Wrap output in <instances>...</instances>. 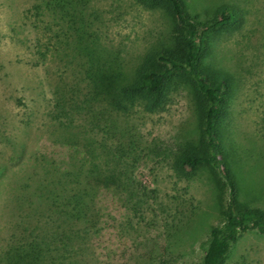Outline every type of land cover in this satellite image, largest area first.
I'll return each mask as SVG.
<instances>
[{"label":"rangeland","instance_id":"1","mask_svg":"<svg viewBox=\"0 0 264 264\" xmlns=\"http://www.w3.org/2000/svg\"><path fill=\"white\" fill-rule=\"evenodd\" d=\"M184 2L186 11L203 22L212 23L222 15L215 10L213 0ZM36 3L37 0H0V167L5 168L0 182L7 183L0 192V248L8 240L13 241L12 234L19 229L22 230L16 236L28 235L32 228L35 233L40 229L50 236L55 233L51 224L50 229H45V218L37 216L33 224L27 222L32 198L26 199L20 210L18 200H12L14 191L10 193L9 184L13 187L12 181L29 169V158L36 150L57 153L51 167L54 172L78 157L79 150L67 158L63 156L65 144L74 140L73 132L91 143L105 131L127 125L137 127L135 134L143 145L125 160L136 166L129 169L134 179L153 191L149 208L134 215L108 196L98 227L81 226V250L69 241L65 247L58 242V249L53 245L51 257L56 264L201 262V243L207 239L209 227L222 221L211 210L212 192L206 176L179 178L171 168L173 151L168 145H177L182 131L186 129L188 133L194 121L188 94L185 90L173 92L165 110L155 114L144 113L140 106L133 107L128 115L107 107L111 123L108 121L102 131L85 124L77 115L75 122L63 127L60 120L51 119L50 112L54 85L62 79H72L63 61V53L67 52L63 35L67 31L54 26L42 9L36 10ZM218 3L233 5L234 19L241 24L233 33L218 26L206 38L204 63L224 73L219 75L233 88L219 134L232 154L233 173L244 179L242 187L247 191L239 200L264 208V0ZM88 5L85 17L91 15L86 17L92 22L89 34L93 39L98 37L104 50L118 52L119 61L128 69L134 68L152 46L166 43L171 36L172 23L163 10L148 9L136 0H92ZM228 194L226 189L225 205ZM206 214L209 216L201 223V216ZM197 221L203 230L193 241L187 223L192 227ZM227 264H264V235L243 233Z\"/></svg>","mask_w":264,"mask_h":264},{"label":"trees","instance_id":"2","mask_svg":"<svg viewBox=\"0 0 264 264\" xmlns=\"http://www.w3.org/2000/svg\"><path fill=\"white\" fill-rule=\"evenodd\" d=\"M91 1L37 0L33 6L47 13L54 26L67 31L63 35L67 52L61 60L72 79H62L54 85L51 119L69 127L78 116L85 124L102 131L109 121L107 107L128 115L133 107L140 106L144 113L155 114L165 110L173 92L185 90L194 121L188 133L186 129L182 131L177 145H168L173 151L171 168L179 178L206 176L212 192L211 210L222 221L209 227L207 239L201 243L203 259L195 264H227L243 233L264 235V208L239 200L247 191L242 187L244 179L233 173L232 154L225 149L219 134L228 115L233 88L219 75L224 73L204 63L206 38L211 32L217 31L218 26L228 28L230 33L240 28L241 24L237 25L234 19V6H221L220 0H213L215 10L222 15L210 23L187 12L184 0H136L143 7L168 14L172 33L166 43L152 46L134 68L128 69L119 61L118 52L104 50L98 37L93 39L89 34L92 22L87 19L91 15H85ZM135 132L137 127L117 126L91 143L73 132L74 140L65 144L63 156L67 158L79 150L78 157L54 172L51 167L57 161V153L36 150L29 158V169L16 179L14 176V186L9 184V190L14 191L12 200H18L20 210L26 199L32 198L27 222L33 224L37 216L45 218V229H50L51 224L55 233L50 236L40 228L35 233L32 228L28 235L16 236L22 229L16 230L12 234L14 240L0 248V264H56L50 253L53 245L58 249V242L65 247L69 241L81 250V226L98 227L108 196L134 215L143 214L150 206L153 191L134 179L129 169L136 166L125 160V156L143 145ZM261 163L264 173V162ZM3 168L0 167V173ZM6 186L7 183L0 182L1 193ZM226 189L229 199L225 205ZM207 216H201L200 222L204 223ZM187 224V231L191 228L188 235L195 241L203 229L198 221L192 227Z\"/></svg>","mask_w":264,"mask_h":264}]
</instances>
